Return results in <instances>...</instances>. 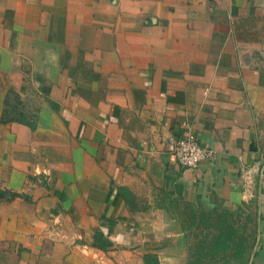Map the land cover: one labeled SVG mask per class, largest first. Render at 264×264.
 Returning a JSON list of instances; mask_svg holds the SVG:
<instances>
[{
	"label": "crops",
	"instance_id": "crops-1",
	"mask_svg": "<svg viewBox=\"0 0 264 264\" xmlns=\"http://www.w3.org/2000/svg\"><path fill=\"white\" fill-rule=\"evenodd\" d=\"M221 208L264 264V0H0V264H186Z\"/></svg>",
	"mask_w": 264,
	"mask_h": 264
},
{
	"label": "trees",
	"instance_id": "trees-1",
	"mask_svg": "<svg viewBox=\"0 0 264 264\" xmlns=\"http://www.w3.org/2000/svg\"><path fill=\"white\" fill-rule=\"evenodd\" d=\"M244 206L249 208V204ZM184 218L187 226L197 222L205 230L197 243L189 246L186 264H245L254 239L252 214L241 216L238 212L233 215L221 208L210 217L203 214L196 216L194 211L189 210Z\"/></svg>",
	"mask_w": 264,
	"mask_h": 264
},
{
	"label": "built area",
	"instance_id": "built-area-1",
	"mask_svg": "<svg viewBox=\"0 0 264 264\" xmlns=\"http://www.w3.org/2000/svg\"><path fill=\"white\" fill-rule=\"evenodd\" d=\"M171 151L180 167L193 168L199 161H211L215 158V151L209 147L200 146L194 139L179 137L170 141Z\"/></svg>",
	"mask_w": 264,
	"mask_h": 264
}]
</instances>
